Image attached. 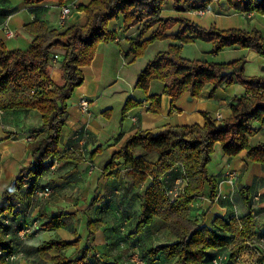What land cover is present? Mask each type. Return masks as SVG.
Segmentation results:
<instances>
[{"label":"trees","instance_id":"trees-1","mask_svg":"<svg viewBox=\"0 0 264 264\" xmlns=\"http://www.w3.org/2000/svg\"><path fill=\"white\" fill-rule=\"evenodd\" d=\"M46 1L23 0L24 3L33 5L32 11L36 15L42 10L41 4ZM55 1L63 4L66 0ZM169 1L90 0L77 6V10L85 12L86 19L83 23L67 22L57 29L49 27L36 16L32 22L23 25V29L34 36L28 48L10 49L0 40V110L34 109L41 117L38 127L30 133L33 136L29 143L31 163L17 172L0 196V264L10 263L6 257L15 249L14 241L18 239V231L42 217L39 213L30 221H19L17 207H20L17 201L21 206L23 203L27 205L26 199L48 170L50 163L54 159L66 157V153L61 154L58 147L66 124L68 99L83 82L82 67L91 63L97 45L117 38L118 32L109 26V22L121 15L123 30L135 24L141 25L139 32L128 39V54H132L133 59L142 55L155 40L169 38L172 41L167 49L159 50L146 62L137 75L135 88L147 92L151 81H161V93L169 95L172 102L186 92L190 96H198L208 84L212 85L210 96L221 85H230L235 81L245 89L243 94L234 97L230 116L220 122L209 113L202 112V124L173 125L157 133L138 130L125 140L119 150L111 154L104 169L114 168L116 160L120 158L129 168L128 173L133 177L135 186L147 184L142 191L140 213L131 235L142 232L156 219H161L176 237L173 242L142 247L144 249L141 252L129 244V235H123L118 244L137 253L141 259L138 263L130 261V264H204L205 258L211 255L210 250L226 245H230V250H238L242 248L245 237L260 234L255 230V209H250L251 197L247 196L245 188L241 192L245 193L242 195L249 205V212L239 218L218 216L213 220V226L209 227L189 214L191 202L202 192L205 184L209 188L210 200L213 201L217 196V179L208 168L217 142L224 155L235 156L245 150L247 161L264 166V141L249 143V137L257 131L253 122L264 124V77L246 76L244 59L227 63L189 59L182 56L181 46L201 39L212 44V52L235 46L250 49L264 57V36L256 28H205L183 15L195 9H206L214 0H173L172 6L176 14L165 15L162 9ZM226 1L236 11L264 14V0ZM13 9L15 8L4 10L3 14H8ZM175 25L178 26L177 30L166 34ZM148 31L150 32L147 34ZM54 48L64 49L60 60L63 75L60 85L52 82L48 70L55 54ZM159 97L160 93L147 96L151 101V111H160ZM140 104L132 97L126 98L121 109L122 115ZM110 112L111 110L104 111L107 116H110ZM134 149H139L141 153L135 156ZM98 150L99 148L94 152ZM151 154L155 155L154 161L144 158ZM177 163L182 165L183 173L180 177L185 183L180 187L179 195L172 198L166 194L171 186L163 187L161 178ZM92 203L91 201L90 204ZM23 210L27 215L29 211ZM62 215L63 213L51 216L43 222L45 227H61ZM43 223H38L31 234L40 230ZM96 225L99 227L102 222L88 220L89 238L94 235ZM74 236L73 240H45L37 251L45 255L43 258L50 264H126L120 260L104 258L91 245L80 247V237L77 234ZM71 246H75L74 252L66 255L63 251ZM52 248L58 250V253L50 255L48 251ZM231 256L230 251L228 258ZM163 259L166 263H163Z\"/></svg>","mask_w":264,"mask_h":264},{"label":"crops","instance_id":"crops-1","mask_svg":"<svg viewBox=\"0 0 264 264\" xmlns=\"http://www.w3.org/2000/svg\"><path fill=\"white\" fill-rule=\"evenodd\" d=\"M67 1L69 0H66L65 2ZM89 1L90 0H76V3L77 5L86 4ZM46 2L48 5L44 6L42 3V10H40L36 15V13L32 11L33 5L26 4L23 0H0V40H2L10 49L28 48L34 36L25 31L23 29V25L32 22L36 16L44 20L49 27L57 29L60 28L58 24L57 2L55 0H47ZM172 4L173 0L166 3L163 6L162 13L165 15L176 14L173 10ZM12 8L15 9L8 14H3L4 10ZM204 14H209L208 18L210 16L211 19L213 17L237 16L239 17V23H237V25H231V27L239 26L240 28H245L247 30L257 27L259 30H264V14L257 13L255 11H236L229 7L226 0H214L206 9H204V13L202 15ZM183 15L189 18L191 17L190 11ZM85 19V12L75 9L70 15L68 23H83ZM212 24H214V21L210 20L207 21L204 26L208 27ZM5 25H8L16 30V38L12 37L15 39L12 42H8L12 38H7L4 35ZM109 26L117 30L118 36L114 41L100 42L97 45L91 63L82 67L84 80L75 88L73 92V99L70 104H68V114L65 120L66 124L63 127L58 147L60 151L62 147L72 145L74 143L72 138L74 131L79 130V132L85 136L83 137V150L80 153H68L67 151H61V154L66 153V157L58 160V162L59 167L63 168L62 170L66 172V175H70L69 179H67V183L74 185L76 189H80L79 187L82 185L86 188H93V191L98 186L100 188L104 185L106 186L107 183L113 184L112 188L115 186L116 189L125 186L126 192L122 196H114L116 197V199H114L115 201L117 200L116 202L119 207L121 206L120 212L117 216L120 219L122 218L127 221L130 218V206L135 205L137 220V216L140 213L142 191L145 189L147 184L144 183L139 186H135L133 177L128 173L129 168L123 164V161L120 158L116 160L117 165L114 168L104 169V166L109 160L111 154L119 150L125 140L138 130H149L153 133H157L168 126L189 125L193 123L202 124V112H207L212 117H214L218 112L222 115L221 120H223L231 114V103L234 97L243 94L245 89L240 85L236 86V90L234 88L224 87L221 85L218 90L219 93L217 91L215 95L210 96L209 93L212 86L208 84L201 90L198 96L193 97L186 92L177 100L172 102V98L169 95L161 93L163 85V82L161 81H151L147 92L142 89L135 88L134 84L137 75L146 62L152 59L159 50L167 49L168 45L172 41L169 38H163L151 42L147 46L145 52L152 49L157 42L165 41L164 43L166 44L162 47L157 46L156 49L153 48L151 50V55L145 58L143 62H139V64H137L134 68L133 64L137 63L135 62L137 59H133V55L128 54V39L135 36L139 32L141 25L135 24L127 30H123V16L121 15L117 19L110 21ZM177 28V25L173 26L171 29L166 31V34L174 33ZM149 32L150 31H148L147 34ZM182 46H184V44ZM226 48L229 50L239 49V47L235 46ZM53 52L60 57L63 55L64 49L54 48ZM58 61L59 59L55 63L52 62L49 65L48 70L50 75L52 73L50 71L52 70V66L60 65ZM124 85L128 88H125ZM229 89H232L235 92H230ZM107 90L111 95L124 92V95L121 98L123 101L119 100L121 102L119 112H116L113 109V106L110 105L100 107L98 97L100 94H104V92L106 94ZM158 93H160V111L154 112L149 109L151 101L147 99V96ZM82 97L89 98L92 101L91 113L88 116L80 114L77 110L78 102ZM128 97H132L141 104L130 108L124 115H122L121 109ZM106 110H111L110 116H107L104 113ZM39 118L40 114L34 109L0 110V141L7 142L4 145L10 146L11 148H23L22 145H27L26 137L30 135L32 129L40 124V121L38 120ZM253 126L257 131L254 135L249 137V143L256 144L257 142L264 141V124L260 125L258 121H254ZM9 142H17V144L13 146L10 145ZM97 148H99V150L94 152ZM217 151L220 152L218 157L219 163L213 170L209 168V172L217 179V196L213 201H211L209 198L208 185L205 184L202 192L196 195L190 204V212L192 213L191 216L193 218H202L201 216L203 212L201 211V207H208L207 214L202 222L203 224L212 227L213 220L217 216L227 218L226 215L229 214V218H239L247 214L249 212V205H247V202L245 203L244 196L241 192V189L245 188L247 196L251 197V195L255 192H260L261 194L255 207L254 225L255 230L258 233L264 234L261 233L264 231V166L261 163L247 161L245 157V150L240 151L235 156L224 155L218 142L214 146V152L211 154V159H213L212 156ZM92 153L93 155L91 156ZM133 153L137 156L141 152L139 149H134ZM144 158L154 161L155 155L151 154ZM31 161L32 160L30 159L29 163H31ZM98 168L100 171H98ZM104 170H106V172ZM226 172L235 173L232 181L228 180ZM50 173L52 172H48V174ZM182 173V165L177 163L172 169L165 172L162 176L161 180L163 187L176 186L177 188H182L185 183L184 179L180 177ZM48 181V176L44 174L39 179V182L45 185H49ZM63 183L66 190L72 189L71 191H73V186H68L64 180ZM114 194L115 190L112 189L111 195ZM56 199L57 197L54 198V200ZM234 200H236L237 204L234 207V213L232 214L231 205L234 204ZM207 201L211 203L207 205ZM25 202L28 204L25 205L23 203L22 206L21 204L19 205L20 208L17 207L19 212L17 215L18 220L30 221L34 216L36 217L37 214L40 213L42 214V217L38 220V222L39 224L43 223V218L46 217L44 212H49L50 206H46L45 202L42 204L39 203V201L32 199L31 196H29ZM212 206L215 207V210L210 209ZM220 207L221 209H224V212H226L225 215L219 212ZM23 209L29 211L27 215L24 213ZM208 212H210V214H208ZM97 219L101 220L100 218H89V220ZM47 220L48 219H46V221ZM62 221L63 225L58 229L45 227V229L54 230V232L50 235V238L73 240L75 236L72 237V235L77 234L80 237V247L91 245L106 259L120 260L126 264H130V261L135 263L141 261L137 253H133L128 248H124L118 244V241L122 239L121 233L118 229L114 230L112 228H108L106 224H102L95 230L94 235L89 239V230L87 228L88 220L80 227L81 231L79 227H76V222L73 224L71 223L72 227H74L71 230H63L66 227V222L64 219H62ZM153 226L154 222L152 225L145 227L142 232L136 235L129 234V244L131 243V245L134 246L131 247L136 248V251L139 250L142 252L144 248L155 245V243L148 239L149 235L152 239L155 238L154 233L148 232ZM65 231H69V233L66 232L67 234H63ZM39 232L38 234L36 233L35 236L34 234L27 236L25 240H20L18 238L16 241L18 247L14 249L13 252L20 251L22 256L24 251L26 252V258L22 260V263L50 264V262L44 258H41L39 261L37 260V262L31 261L27 258V250H24V246L27 245L28 247L30 242L35 239L33 236H38L40 234ZM167 234L170 235L169 242L176 240V237L172 233H169L168 230ZM74 250L75 246H71L63 252L66 255H70L74 252ZM48 253L50 255H55L58 253V250L52 248L48 251ZM209 253L211 255L205 258L204 264H214L213 259L218 257L222 258L221 264H232L228 258L230 254V245H226L223 248L212 249ZM17 259L20 260V256L13 261L15 262Z\"/></svg>","mask_w":264,"mask_h":264},{"label":"rangeland","instance_id":"rangeland-1","mask_svg":"<svg viewBox=\"0 0 264 264\" xmlns=\"http://www.w3.org/2000/svg\"><path fill=\"white\" fill-rule=\"evenodd\" d=\"M209 14L199 15V14H196L194 11H190V15H191L190 18L205 28L215 26L218 29H228V28H231V25H237V23H239V17L237 16L218 17V18L213 17L211 19L210 16L208 18ZM210 20H213L214 24L208 27L204 26V24H206V22ZM253 28L257 29V27H253ZM257 30H259V28ZM259 31H261V33L264 36V30L261 29ZM14 38L16 37L14 36ZM14 38L9 40L8 42L14 41L15 40ZM164 42L165 41L157 42L156 45L153 46V48L156 49L157 46L162 47L163 45L166 44ZM152 49H150L148 52L144 51L145 54L143 53L142 55L139 56L140 58L139 57L136 58L137 60L135 62L137 63L133 64L134 68L137 64H139V62H143L145 58L151 55ZM181 54L185 58L200 59V60H204L208 62H215V63H227V62H232V61L239 60V59H244L246 60L244 63V74L246 76H263L264 77L263 75L264 74V57L250 49H244V48L239 47V49L229 50L227 48H224L217 52H212V44L210 42L201 40V39H196L194 42L186 43L184 44V46H181ZM61 57L62 56L60 57L58 56L59 64H60ZM50 71L52 72L50 75L52 82L55 85H60L63 81V75L60 69V65L52 66V70ZM238 85L243 86L238 81H235L230 85L224 84L223 86L234 88L236 90V86ZM124 87L128 88L125 85ZM218 90L219 88L217 89V91ZM217 91L215 92V94L217 93ZM229 91L235 92L232 89H229ZM123 95H124V92L115 93L111 95L110 92H108L107 90L106 94L104 92V94L102 95L100 94L98 97L99 102H100V107L110 105V106H113V109L116 112H119L120 103H121L119 100L123 101L121 99ZM72 99H73V94L68 99V104H70ZM38 120L41 122V117ZM26 142H27V145H22L23 148H18V147L11 148L10 146L4 145L7 142L0 141V196H1L3 188L14 178L17 172L24 166H27L28 164H30L29 163L30 159L32 160L29 145H28L30 142L28 140ZM9 144L14 146L17 144V142H9ZM67 148L68 146L62 147L60 149V152L61 151L63 152L71 151L72 153H78L76 152L77 150H68ZM217 152L214 153V155L212 156L213 159H211L209 162L208 168H210L211 170H213L214 167L216 168V166L219 163L218 157L220 155V152L219 151ZM62 169H63L62 167H59L58 160L54 159V161L50 163L48 170L44 173V175L48 176L49 186H51L52 188V193L49 196V199H46L43 202H41V204L45 202L46 206L48 205L50 206L49 207L50 211L44 212V214H46V217H45L46 219H49L54 214L63 213L62 219H64L66 222V227L63 230H71L72 228H74L72 227V224L75 222L77 223L76 227L80 228L82 225H84V223L87 222V220H89V218H94V219L100 218L101 219L100 221L102 222V224H106L108 228H112L114 230L118 229V231L121 233V237H123V234H124V237H127L129 234H131L134 228V224L136 222L137 211L135 209V205L130 206L129 216L131 219L129 218L127 221H125L122 218L120 219L117 216L120 212L121 206L119 207L118 203L116 202L117 200L115 201L116 197H114L115 195L117 197L122 196L126 192L125 186L119 187L118 189H116L115 186L112 188L113 184L107 183L106 186L104 185L102 188L98 186L93 191H92L93 188H86L85 186H82V185H80L79 187L80 189H76L74 185H70L69 183H67L68 182L67 179H69L70 175H66V172H64V170ZM98 171H100V169ZM48 172H52V173L48 174ZM63 180L68 186H73V191H71L72 189H67V190L65 189ZM112 189L115 190L114 195H111ZM242 194H245V193L242 191ZM55 197H57L56 200H54ZM91 201L93 202L92 205L90 204ZM209 203L211 202L207 201V205ZM236 204H237L236 200H234V204L231 205L232 214L234 213V207L236 206ZM201 208H202L201 211L203 212L204 215L202 214L201 216L202 218H198V219L202 221L207 214L208 207L206 208L203 206ZM210 209L215 210V207L212 206ZM219 212H221V214H224V215L226 213L224 212V209H221V207L219 209ZM191 214L192 213L190 212L189 216H191ZM208 214H210V212H208ZM226 216L227 218H229L228 217L229 214H227ZM45 218H43L44 223L46 221ZM102 220L104 221V223ZM44 223L41 229L36 232L38 234V232L41 231L39 232L40 234L34 237L36 234L34 233L33 238L35 239L32 242H30L28 247L27 245L24 246V250H27V253H28L27 258H29L33 262H37V260L39 261L41 258L45 256L39 253L37 251V248L43 241L51 239L50 235L54 232L53 229L51 230L50 229L48 230L47 228L45 229ZM99 227L97 226L95 229H98ZM167 230H168L167 224L164 223L161 219H156L154 221V226L148 231L149 233H154L155 238L152 239L151 236L149 235L148 239L151 240L155 244L167 243L169 242V236H170L169 234H167ZM80 231H81V228H80ZM66 232L69 233V231H65L63 232V234H67ZM168 232L171 233L169 230ZM29 235H32V234L30 233ZM72 237H74V235H72ZM14 246H15V249L18 247L15 241H14ZM20 258H21L20 260L17 259L15 260V262L13 261L8 264H25V263H22V260L26 258L25 251H24L23 256L21 255ZM163 263H166L164 259H163ZM232 263L241 264L240 262L235 263L234 260Z\"/></svg>","mask_w":264,"mask_h":264},{"label":"built area","instance_id":"built-area-1","mask_svg":"<svg viewBox=\"0 0 264 264\" xmlns=\"http://www.w3.org/2000/svg\"><path fill=\"white\" fill-rule=\"evenodd\" d=\"M44 6H47V2L43 3ZM58 8V24L59 27L64 26L71 15L73 10L77 9L76 0H69L63 4H56ZM196 14L202 15L204 13V9H195L192 10ZM4 35L7 38H12L16 36V30L5 25L4 28ZM58 60V55L54 54L52 58V62H56ZM91 104L92 101L89 98L82 97L80 98L77 106V110L82 115H90L91 113ZM215 119L219 122L222 119V115L220 113L215 114ZM135 118V117H133ZM32 135H28L26 139L30 141L32 139ZM83 134L79 132V130H75L72 136L74 143L68 146V150H77L76 152L80 153L83 150ZM234 172H226V176L228 177L229 181L234 179ZM178 183V181H177ZM27 186V184H25ZM181 192L180 188L176 186H172L166 190V194L175 198ZM52 193V188L49 185L42 184L37 182L35 187L31 191V198L39 201V203L43 202L44 200L48 199ZM260 192H255L251 195V202H250V209L253 211L257 205L258 200L260 199ZM17 205H20V202L17 201ZM255 214V212H254ZM38 220H34L32 223L24 225L18 231V238L20 240H25V238L38 227ZM232 256L230 257L231 262L237 263L240 262L241 264H264V234H253L249 237H245L243 239V245L241 249L235 250L231 248ZM21 252H12L10 255L6 257L7 260L13 261L17 257L21 256ZM222 258L218 257L213 259L214 264H221ZM233 264V263H232Z\"/></svg>","mask_w":264,"mask_h":264}]
</instances>
